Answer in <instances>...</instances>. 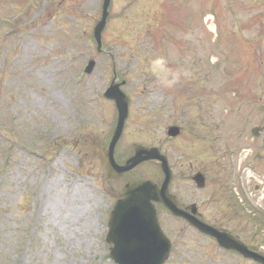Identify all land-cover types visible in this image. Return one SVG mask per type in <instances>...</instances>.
I'll return each mask as SVG.
<instances>
[{"label":"rangeland","instance_id":"374dc122","mask_svg":"<svg viewBox=\"0 0 264 264\" xmlns=\"http://www.w3.org/2000/svg\"><path fill=\"white\" fill-rule=\"evenodd\" d=\"M26 1L0 0V264H117L106 234L125 180L109 183L95 151L116 125L103 97L115 75L132 98L118 158L158 146L171 191L264 252V0H113L101 52L102 0H39L12 28ZM140 176L163 180L150 164L128 178ZM159 214L173 243L164 264H257Z\"/></svg>","mask_w":264,"mask_h":264},{"label":"water","instance_id":"95a60500","mask_svg":"<svg viewBox=\"0 0 264 264\" xmlns=\"http://www.w3.org/2000/svg\"><path fill=\"white\" fill-rule=\"evenodd\" d=\"M110 0L104 2L102 21L96 27V37L99 43L101 31L108 16ZM107 95L114 98L118 108V121L114 130L108 153H102V159L107 167L109 178H120L126 171L132 169L144 160H159L165 172V180L159 188L151 180H131L122 190V198L118 200L112 211L108 233L109 242L114 243L112 257L120 264H163L170 252V243L162 235L157 220L154 202H162L174 214L187 216L193 225L201 231L217 237L218 242L227 249H235L246 257L254 258L264 263V256L249 250L242 242L232 235L220 232L192 215L178 208L177 201L169 193L171 172L167 159L157 148L136 147V154L124 165L117 164L114 157L115 146L122 134L125 120L128 116L129 98L119 90L118 84H113ZM176 130V128H173ZM177 134L178 131H171ZM202 185V179H198ZM194 210V209H193ZM195 212V211H194Z\"/></svg>","mask_w":264,"mask_h":264},{"label":"clouds","instance_id":"9594fccd","mask_svg":"<svg viewBox=\"0 0 264 264\" xmlns=\"http://www.w3.org/2000/svg\"><path fill=\"white\" fill-rule=\"evenodd\" d=\"M162 62L160 61V60H157V61H155L154 62V64L155 65H159V64H161ZM163 83H164V85L165 86H171L172 85V83H174V79L173 80H168L166 77L164 78V80H163Z\"/></svg>","mask_w":264,"mask_h":264},{"label":"flooded vegetation","instance_id":"af4514ba","mask_svg":"<svg viewBox=\"0 0 264 264\" xmlns=\"http://www.w3.org/2000/svg\"><path fill=\"white\" fill-rule=\"evenodd\" d=\"M133 171H130L129 173H128V175H131V173H132ZM203 204H205L204 202H202ZM199 215H200V217H202L203 219L205 218V216L203 215V213H202V211L200 210V208H199Z\"/></svg>","mask_w":264,"mask_h":264}]
</instances>
